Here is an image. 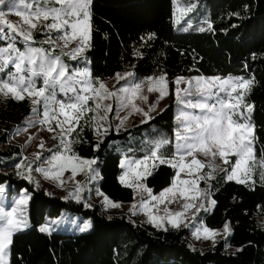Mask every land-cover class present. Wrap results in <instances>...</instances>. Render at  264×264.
Returning a JSON list of instances; mask_svg holds the SVG:
<instances>
[{
    "label": "trees",
    "instance_id": "trees-1",
    "mask_svg": "<svg viewBox=\"0 0 264 264\" xmlns=\"http://www.w3.org/2000/svg\"><path fill=\"white\" fill-rule=\"evenodd\" d=\"M176 4L183 10L194 5L179 23ZM90 12L94 34L88 54L96 74L129 67L140 76L166 73L170 88L167 106L147 123L124 132L111 130L102 140L84 129L74 150L79 157L99 163V189L105 196L114 202L134 200L133 190L119 181L122 157L147 155L153 138H168L163 151H174V77L253 79L247 102L253 105L254 148L258 157L264 153V0H176L175 4L173 0H92ZM31 112L29 100L0 95V185L29 194V227L13 237L10 264H264V184L229 181L223 172L212 179L210 194L216 204L203 223L212 230L227 224L230 235L205 251L192 248L184 229L157 230L134 225L124 215L108 217L98 207L62 200L3 172L7 162L20 161L19 149L8 137ZM132 141L135 147L125 150L120 145L122 152L116 150L118 144L111 146ZM174 174L172 167L158 164L144 184L156 195L171 185ZM62 212L89 219L91 230L83 234L39 230L45 220Z\"/></svg>",
    "mask_w": 264,
    "mask_h": 264
},
{
    "label": "snow or ice",
    "instance_id": "snow-or-ice-1",
    "mask_svg": "<svg viewBox=\"0 0 264 264\" xmlns=\"http://www.w3.org/2000/svg\"><path fill=\"white\" fill-rule=\"evenodd\" d=\"M91 2L92 0H0V9H7L0 10V39L14 40L15 37H20L26 45L34 43L33 32L39 24L49 33H59L55 40L49 36L45 43L63 41L61 46L63 50L76 42V47L64 55L69 60H77L90 46ZM173 3L175 4L176 0H173ZM193 10L194 5H189L184 12ZM9 13L20 17L21 21L16 23L9 21L6 19ZM0 74H3L0 75V95L4 97L11 95L16 100L30 99L34 105L33 113L42 116L39 123L47 126V130L51 132L59 129L58 137H53L59 139V150L46 161L48 168L38 166L35 171L46 179L60 184H63L61 179L63 173L69 169L72 179L80 173H84L89 180L95 178L93 175L95 169L92 165L96 164V160L81 158L72 151V144L75 142L72 134L77 133V128L83 127L82 120L87 118V122L94 125L97 134H101V130L106 134L109 129L104 125L114 108L113 103L105 102L113 101L117 116L120 111L125 110L128 111V115L140 113L145 117L141 123H147L152 118L150 113L155 111V105H150L146 112L137 103L138 100L147 102L148 97L143 94L145 88L148 93L158 92L159 99L169 94L166 73L138 79L137 82H129L120 88L114 86V89H109L106 83L94 78L88 68H74L65 63L61 56L51 55L43 48L27 47L22 52L14 43H8L6 47L0 48ZM129 78L137 79L133 72L115 74L117 82ZM38 79L42 83L38 84ZM171 83L175 85L176 103L182 106L176 116L174 151L171 154L163 151L170 143L166 137L148 141L150 147L147 155L140 159H125L121 162L120 167L124 172L119 179L126 187L148 193L150 200L142 198L140 210L148 216L150 223L155 227H163L166 220L172 227L178 228L188 210L192 208L199 210L204 207L203 203H200L199 207L195 203L209 195L208 190L199 187L201 180L214 179L215 171L220 170L226 173L227 180L247 184L253 180L257 168L260 169V178L264 180V153L257 156L254 148L255 127L250 122V115L245 116V112L250 114L253 111V105L245 103V97L254 84L253 79L178 76ZM182 84L186 86L181 88ZM58 93L63 98H58ZM89 101L92 103L89 104ZM35 106H41L42 112ZM88 113L94 115L87 116ZM127 118L128 116L120 118L118 128L124 126ZM53 122L55 127L51 126ZM39 147L43 148V143ZM197 154L208 158L209 162L205 163ZM35 155L36 160L41 159L40 154ZM231 157L236 158L234 162ZM217 158L223 165L229 167L223 168L216 164ZM157 162L177 170L171 186L163 190L159 196L152 195V190L142 183L152 174L151 170L157 167ZM205 168L210 170L206 176L203 174ZM31 171L32 167L29 164L28 172ZM181 173H185L188 178L181 179ZM28 179L31 180V177ZM85 187L86 185L77 182L75 191L70 192L69 197L79 202L80 193ZM4 193L5 188L0 187V197ZM97 193L104 195L99 190ZM178 198L185 201L182 204L183 211L173 213L165 208L164 216L153 211V208L159 211V204L165 201L174 202ZM28 199L29 197L24 195L14 200L10 207L0 205V264H10L9 252L13 237L29 227L28 218L24 214ZM151 201H155L156 204L152 205ZM104 202L112 208L120 207L107 196H104ZM210 204L215 206L216 201L212 199ZM132 208L135 210L137 205L134 204ZM89 226L85 225L82 230L86 231ZM39 230L50 232L51 229L46 224ZM224 231L230 232L227 224ZM194 234L197 239L203 235L204 239L214 241L218 233L201 225L196 228Z\"/></svg>",
    "mask_w": 264,
    "mask_h": 264
},
{
    "label": "rangeland",
    "instance_id": "rangeland-1",
    "mask_svg": "<svg viewBox=\"0 0 264 264\" xmlns=\"http://www.w3.org/2000/svg\"><path fill=\"white\" fill-rule=\"evenodd\" d=\"M7 11L6 8L0 9ZM185 14L184 10L182 7H179L176 4L175 7V22L179 21L182 16ZM6 19L9 21L16 23L20 22L21 18L16 16L14 13H9L6 16ZM5 32H7V28L5 27ZM93 28L91 27V39L89 41V47L85 49V51L82 54V57L78 58L77 60H69V58L64 55V53L70 51L72 48L76 47V42H73L69 45L68 48H64L62 50L61 46L63 44V41H56L54 44H49L45 43V41L51 36L53 40H55V37L59 35V33L56 32H48L46 29L42 27V25L38 24L37 29L34 30L33 35H34V40L35 42L32 43L30 42L28 45L25 44L22 38L20 37H15L14 40L10 39H0V48H4L7 46L8 43H14L15 47L19 49L20 51H25L27 47H33V48H43L49 51L51 55H59L63 59V61L69 65H71L74 68H88L89 71L92 73V76L94 78H99L101 81L107 84L109 89H114L115 88H120L121 86H126L129 82H137L138 79H143L146 77H149L151 75H146V76H140L137 75L133 67H129L125 70L121 71H113L109 70V72L105 74H96L93 71V66H92V61L91 57L88 54L89 51L92 49V41H93ZM14 35V34H13ZM11 68V65L9 66ZM27 67V64L25 65ZM14 71V68L12 69ZM103 72V71H102ZM106 72V71H105ZM127 72H133L135 74V77L137 79L129 78L128 80H120L117 82L115 79V74L116 73H127ZM3 75V74H0ZM27 75V73H25ZM196 76H187L185 78H192ZM206 77V76H204ZM228 77H233V78H238L235 76H226L222 78H228ZM174 77L171 82L175 79ZM37 83L40 84L42 81L39 79L37 80ZM186 85L182 84L181 88L185 87ZM172 90H173V102H174V128H177V121H176V116L182 106L178 105L176 103V97H175V85L172 84ZM148 97L147 102H142V101H137V103L144 109V111H148L150 105H155V111H152L150 113V116L153 118L157 114H159L168 104L169 102V94H170V88H169V94L165 96L163 99H159V93L158 92H152L148 93L146 88L143 93ZM248 95V94H247ZM247 95L245 97V103L248 104L247 102ZM4 97L3 95H1ZM4 98H12L11 95L8 97ZM58 98H63L62 96L59 95L58 93ZM13 99V98H12ZM30 101L32 104L31 100L28 98H25ZM16 100V99H14ZM212 101H209L211 103ZM92 102L89 101V104ZM105 103H113V112L109 114L108 117V122L104 125L105 127H108V132L106 134H103V130H101V134H97V132L94 130V125L92 123L87 122V118L85 120L81 121V124L83 125L82 128H77V133L79 135L77 136V133L72 134V138L75 140V142L72 144V151L75 153V145L79 143V139L81 138L82 133L84 132V129H88L93 133V136L98 139L102 140L111 130L114 132H124L128 129H131L134 126L143 124L141 123L142 120L145 119V117L140 114V113H133L131 115H128V111H120L119 116L116 114V109H115V103L113 101H106ZM34 105L32 104V109ZM39 109L40 112H42V107L41 106H35ZM198 111V110H197ZM94 115V113H88L87 116ZM250 115L249 113L245 112V116ZM128 116L127 120L125 121V124L123 127H119L120 125V118ZM42 119V116L39 115V113H33L31 112V115L24 121V124L15 129L12 133L9 134L8 141L12 145H15L19 149L20 153V161H10L6 163V167L2 170L3 172H11L14 175H16L19 178L25 179L29 181L32 186L35 189H40L43 190L44 192L50 194V195H56L62 200H72L74 202H78L76 199L69 197L70 192H74L75 188L77 186V182H79L82 185H86L84 190L80 193V200L78 203H81L84 207L86 208H92V207H98L101 212H103L106 216L111 217V216H119V215H124L127 220L134 225L137 223L140 224H146L149 225L157 230H178V229H184L188 233V242L191 245L192 248H197L202 251H205L206 249L213 247L216 245L218 241H225L227 237L230 235L229 233H225L224 227L220 230H215L218 234L215 237V240L213 241L212 239H204L203 235L199 239L196 238L195 230L197 227H200L201 225L205 226L203 223V217L204 215L209 212L212 209V205L210 204V201L212 200L211 194H210V181L212 179H204L199 182V187L201 189L208 190L209 195L207 197L201 198V200L195 201L197 204V207H199L200 203H203L204 207L199 208H192L188 210L184 217H183V223L180 225L178 228L172 227L170 224L167 223V221H164L163 227H155L152 223L149 222L148 216L145 215L141 210H140V203L142 198L145 200H150V197L148 196L147 192H144L142 190H136L133 187H130L133 190V195H134V200L132 203H122V202H116L120 205L118 208H112L110 206L105 205L104 202V196L105 195H99L97 193V190H99L100 193H102L99 189V183H100V174H99V163L96 161V164L92 165L93 169H95V173L93 174L95 176L94 179H87L86 175L84 173H80L75 176L74 179H72V173L71 170H66L63 173V177L61 178L63 180V184H60L57 181H53L50 179H46L41 173L35 171V169L39 167H44L48 168L49 165L46 163V161L53 155L55 154L59 148V139H53L54 136L58 137L59 134V129H56L55 132H51L47 130V126L39 123V120ZM62 119V118H61ZM149 121V120H148ZM52 127H55V122L51 125ZM174 129V132H175ZM151 134V133H149ZM148 134V135H149ZM147 134L145 135L146 137H149ZM151 137V136H150ZM141 141L143 144L146 143L147 138ZM156 138H153L152 140H155ZM140 140V138H139ZM43 143L44 147L40 148L39 145ZM116 146V150L118 152H122L121 148L119 147L120 145H123L125 150H129L130 148H134L135 144L134 142H129L128 144H120L119 142L117 143H112L111 146ZM175 146V135L173 137V147ZM144 148H147L146 145H144ZM40 154L41 159L36 160V155L35 154ZM198 158L204 161L205 163L209 162L208 158H205L204 156L197 154ZM125 159H137V158H128V157H122L121 162L124 161ZM140 159V158H139ZM189 160L191 157L188 158ZM232 161H235V157H231ZM151 163V161L149 162ZM215 163L218 165H221L223 168H228V165H223L222 162L220 161L219 158L215 160ZM31 164L32 171L28 172V165ZM159 163L157 162V165ZM18 165H21L18 167ZM156 168V167H155ZM122 169V168H121ZM154 169V168H153ZM153 169L151 171H153ZM174 169V168H173ZM176 173V169H174ZM210 170L208 168H205L203 170V174L205 176ZM124 169H122L121 175L123 174ZM260 169L257 168L255 170V173L253 174V180L249 181L247 185H254V184H264V180L260 178L259 175ZM219 173H222L220 170H216L214 173V177H216ZM224 173V172H223ZM120 175V176H121ZM31 177V180L28 179V177ZM175 176V174H174ZM224 176L226 178V173H224ZM148 177V176H147ZM146 177V178H147ZM145 178V179H146ZM174 178V177H173ZM181 179H187L188 177L186 176L185 173H181L180 176ZM144 179V180H145ZM227 179V178H226ZM144 180L142 183L144 184ZM120 181V179H119ZM173 181V179H172ZM235 181V180H233ZM254 181V182H253ZM135 182V181H134ZM122 184V183H121ZM172 184V182H171ZM125 186L124 184H122ZM145 185V184H144ZM171 186V185H170ZM169 186V187H170ZM0 187L5 188V193L3 194L2 197H0V205L7 207H10L12 202L14 200H18L24 195H27L29 197V194L26 190H21L19 192L9 190V187L7 184H2ZM168 187V188H169ZM167 189V188H166ZM165 190V189H164ZM162 192V191H161ZM160 192V193H161ZM160 193L156 194V196H159ZM152 195H154L152 193ZM112 201V200H111ZM114 202V201H113ZM185 201L182 199H176L174 202H168L165 201L163 204L158 205L159 211L157 212L156 208H153V211L156 212L157 215L164 216V209L167 208L170 212H177V211H183L182 209V204ZM137 205V208L133 210L132 206ZM152 205H155V201H151ZM133 211H135V214H133ZM24 214L27 216V205L24 207ZM49 225L50 227V232H45L47 234L52 233V231L55 232H63V233H70V234H83L87 233L91 230V221L89 219H82L81 217L77 215H72L67 212H62L59 217L57 218H51L45 220V222L41 225ZM85 225H90L86 231H83L82 229L84 228ZM40 226V227H41ZM229 227V226H228ZM28 227L25 229L27 230ZM40 229V228H39ZM230 229V227H229ZM23 230V231H25ZM231 231V230H230Z\"/></svg>",
    "mask_w": 264,
    "mask_h": 264
},
{
    "label": "crops",
    "instance_id": "crops-1",
    "mask_svg": "<svg viewBox=\"0 0 264 264\" xmlns=\"http://www.w3.org/2000/svg\"><path fill=\"white\" fill-rule=\"evenodd\" d=\"M120 165H121V163H120ZM132 203V202H131Z\"/></svg>",
    "mask_w": 264,
    "mask_h": 264
}]
</instances>
